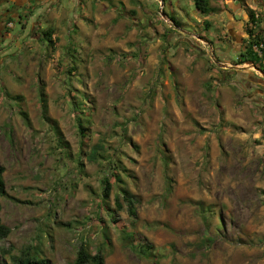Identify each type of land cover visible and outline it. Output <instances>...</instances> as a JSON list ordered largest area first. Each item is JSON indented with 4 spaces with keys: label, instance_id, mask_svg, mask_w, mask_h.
Listing matches in <instances>:
<instances>
[{
    "label": "rangeland",
    "instance_id": "obj_1",
    "mask_svg": "<svg viewBox=\"0 0 264 264\" xmlns=\"http://www.w3.org/2000/svg\"><path fill=\"white\" fill-rule=\"evenodd\" d=\"M210 3L225 13L211 33L190 0H14L0 11L5 258L36 249L74 264L85 243L105 264H264V61L239 62L248 34L220 41L227 12L255 10L264 33V0ZM97 143L118 176L106 157L90 159ZM118 184L136 214L121 194L120 208ZM197 201L212 207L209 222Z\"/></svg>",
    "mask_w": 264,
    "mask_h": 264
},
{
    "label": "trees",
    "instance_id": "obj_2",
    "mask_svg": "<svg viewBox=\"0 0 264 264\" xmlns=\"http://www.w3.org/2000/svg\"><path fill=\"white\" fill-rule=\"evenodd\" d=\"M195 4L202 13H210L211 11L215 10V7L211 5L210 0H195ZM249 17L250 18L247 20L246 28L248 30L247 34L250 40L248 41L249 44L245 47V50L241 52L240 57H239V62L240 63L250 62L252 64H255L258 68H260L262 62L264 61V33L259 30L260 15L255 10L253 11L251 10L249 13ZM172 19L176 21L174 17H172ZM52 36H53L52 29H48L44 33V37L51 43H53L54 41ZM255 45L259 47V50L261 52L255 49ZM261 80L263 81V79ZM41 93L42 94L44 93V88L41 89ZM74 104H75V107L76 106L78 107V104L76 102H74ZM26 118H27L28 123L30 124V120L28 116ZM43 118L46 121H49L53 125V129L55 133L57 134V136L59 137L63 148H68L67 155L71 156L72 152L71 150H69V147H67L64 144L65 142L63 138V133L58 123L56 121H53L51 117L48 115V105L45 102L43 103ZM82 118L84 121L80 119L78 126H79V130L82 136V145H83L84 144L83 137L87 135V132H86L87 127L84 124V122H87V117L82 116ZM83 152L89 154L88 151H83ZM103 152H105L104 145L97 143L96 145H94L93 149L91 150L89 154L90 159L95 161L98 159V156L106 157V155ZM105 159H107L105 168L112 170L114 172L113 173L114 176H118L120 174V166H117V163L115 162H113V164L111 163L112 157L109 158L108 156ZM5 170H6L5 166L0 164V194L3 196L7 195L6 181L4 177ZM103 183H104V186H103V191H102V202L103 204H105V207L109 209L106 198H108L111 194L112 182L110 181V178L106 176L103 179ZM120 194L123 195L124 198L130 202L131 213L136 214V209H135V206L133 205V201L129 197L130 195L129 189L127 187H124L121 184H118V190H117L116 197H117L120 208H122L123 205L119 201ZM197 204L201 208L200 210H201L203 219L206 222H209L210 221L209 213L210 211H212V207L208 206L207 207L208 211H206L205 204L202 201H197ZM0 211H1V203H0ZM157 224L168 227L166 223L158 222ZM123 231H125L123 233L125 238L132 239V237H134V233L131 230L123 229ZM10 232H11L10 227L2 221V218L0 215V240L6 238L10 234ZM151 248H152L151 245H144L142 246L141 251L144 255L150 257L154 255V253L150 251ZM2 251H3V248L0 246V257H2L3 260L5 261V262L1 261L0 264H9V262H11V264H52L48 258L40 255L36 249L34 251H30V250L23 251L20 255H12L10 260L3 256ZM154 257H157V255H155ZM74 264H105V254L101 250H99L97 253L94 254L90 250V247L87 244L82 243L80 249L78 250ZM171 264H176V263L171 262Z\"/></svg>",
    "mask_w": 264,
    "mask_h": 264
},
{
    "label": "crops",
    "instance_id": "obj_3",
    "mask_svg": "<svg viewBox=\"0 0 264 264\" xmlns=\"http://www.w3.org/2000/svg\"><path fill=\"white\" fill-rule=\"evenodd\" d=\"M7 1V2H6ZM9 0H4V2H6V3H4L3 5H2V7L0 6V11L2 10V9H7L8 8V5H9V3L10 2H13L14 0H10L9 2H8ZM17 1H19V0H17ZM28 1H30V2H32V0H28ZM165 1V0H164ZM237 3V2H236ZM190 4L192 5V4H195V0H190ZM196 5V4H195ZM212 5V4H211ZM213 6V5H212ZM215 7V6H214ZM199 9L196 7V10H195V12L196 11H198ZM230 11V10H229ZM231 12V11H230ZM209 14V13H208ZM225 13H220L219 14V12H218V10H217V8L215 7V10L214 11H211L210 12V15H207L206 16V18H201L200 16H199V14L196 12V15H197V17L200 19V20H202V22H200L201 23V25H205V29H206V31H208V32H210L211 33V28H210V26L212 27V26H214V28L213 29H218L219 30V28H218V25L219 24H222L223 23V19L222 18H224V15ZM210 16V19L208 20V17ZM227 18H229L228 19V21H227V27H228V30H227V33H228V37L231 39H223L222 37H221V34L219 35V32L218 33H213L214 35H215V37H217L218 35L222 38V39H220V41H225V40H228V42L230 43L229 45H231L230 47H232V45L234 46V41H237L238 40V36H239V39H240V42L242 43V42H244L246 39V37H247V32H246V25H247V20L248 19H244V20H238V19H235V16H233V14L232 13H229V12H227V16H226ZM225 19V18H224ZM210 21H212L211 23H210ZM244 27V29H242V32L241 31H239V28L241 27V28H243ZM222 32H224L223 30H222ZM239 41V40H238ZM232 50V49H231ZM243 50H245V47H244V49ZM243 50H241V51H238V52H236V53H239V56H240V54H241V52H243Z\"/></svg>",
    "mask_w": 264,
    "mask_h": 264
},
{
    "label": "built area",
    "instance_id": "obj_4",
    "mask_svg": "<svg viewBox=\"0 0 264 264\" xmlns=\"http://www.w3.org/2000/svg\"><path fill=\"white\" fill-rule=\"evenodd\" d=\"M255 49L258 50L259 52H261V51L259 50V47H258L257 45H255Z\"/></svg>",
    "mask_w": 264,
    "mask_h": 264
},
{
    "label": "water",
    "instance_id": "obj_5",
    "mask_svg": "<svg viewBox=\"0 0 264 264\" xmlns=\"http://www.w3.org/2000/svg\"><path fill=\"white\" fill-rule=\"evenodd\" d=\"M260 71V70H259ZM264 74V72H262Z\"/></svg>",
    "mask_w": 264,
    "mask_h": 264
}]
</instances>
